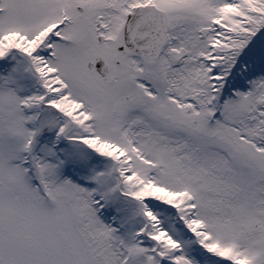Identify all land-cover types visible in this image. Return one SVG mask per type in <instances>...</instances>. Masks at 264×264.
<instances>
[{"label":"snow or ice","instance_id":"obj_1","mask_svg":"<svg viewBox=\"0 0 264 264\" xmlns=\"http://www.w3.org/2000/svg\"><path fill=\"white\" fill-rule=\"evenodd\" d=\"M0 264H264V0H0Z\"/></svg>","mask_w":264,"mask_h":264}]
</instances>
